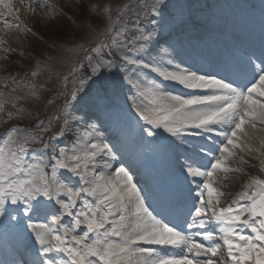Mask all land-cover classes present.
Returning a JSON list of instances; mask_svg holds the SVG:
<instances>
[{
    "label": "snow or ice",
    "instance_id": "snow-or-ice-1",
    "mask_svg": "<svg viewBox=\"0 0 264 264\" xmlns=\"http://www.w3.org/2000/svg\"><path fill=\"white\" fill-rule=\"evenodd\" d=\"M168 7L0 0V59L34 60L31 81L0 76V124H10L0 134V226L31 230L39 244L31 264H264V41L212 70L184 66L170 39L152 48ZM38 9L48 36L21 19ZM13 31L46 47H13ZM42 68L51 86L36 81ZM121 98L133 128L151 138L135 156L113 119ZM153 141L175 154V182L144 178ZM233 161L259 172L235 194L230 176L246 170Z\"/></svg>",
    "mask_w": 264,
    "mask_h": 264
},
{
    "label": "bare ground",
    "instance_id": "bare-ground-1",
    "mask_svg": "<svg viewBox=\"0 0 264 264\" xmlns=\"http://www.w3.org/2000/svg\"><path fill=\"white\" fill-rule=\"evenodd\" d=\"M176 1V5L178 6L177 10L180 14H183L186 11L185 6L181 5L180 0ZM204 1L206 3L209 2V5L213 4L215 7L219 4L218 0ZM205 2H196L198 11L203 10L202 8ZM14 4L18 6V0H14ZM249 4L256 6V10L250 7H243V11H241V7L235 10H223L217 14L213 13L210 14L209 17L199 14V18L204 17L202 21H204L206 25H209L218 35H221V38L217 39L213 34H210V43L206 46L207 48L201 47L204 52L207 51L206 55L204 54L202 58L195 49L191 51L192 59L183 55L180 56L178 47H176L178 53L176 62H183L184 66L189 65L193 68L199 67L204 70H212L217 67V63H224L223 59H221V55L227 57L228 62H236L254 48H259L257 46V41H264V0H249ZM167 25H169L172 31L168 35L165 34L169 37L175 30V34L180 32L179 30L182 26L184 27L185 24L177 22V24L174 25L172 23H168ZM221 32L228 35L222 36ZM193 34L196 33H191V35ZM216 44L218 46L217 48L215 46ZM169 90L171 89L169 88ZM182 90L186 92L190 91L182 87L173 89V91L176 92H182ZM116 125L121 130V135L126 141L127 150L130 155L135 156L141 151L148 150L147 139L139 135L138 129H134L133 126L130 127V125L125 123ZM141 171L144 178L150 182L154 179L164 183L175 182L178 172V161L175 159L174 153L166 151V153L163 154V152L159 151L158 145L152 143L150 155L147 160L143 162ZM150 173H152L151 177H149ZM167 174L170 175V178L167 177ZM13 246H15L14 249H12ZM17 247L22 254H19ZM5 248L7 249L5 252L10 259V262L7 261V264H14V261L20 259L21 256L31 264V260L36 255L35 250L39 247L28 239L24 241H21V239L14 240L13 235L8 232L5 236H0V261H4L3 252Z\"/></svg>",
    "mask_w": 264,
    "mask_h": 264
},
{
    "label": "rangeland",
    "instance_id": "rangeland-1",
    "mask_svg": "<svg viewBox=\"0 0 264 264\" xmlns=\"http://www.w3.org/2000/svg\"><path fill=\"white\" fill-rule=\"evenodd\" d=\"M180 1L182 2V4L186 5L190 1H192V3H193V2H196L197 0H180ZM223 1L230 3L229 2L230 0H223ZM231 1L232 2L230 3L231 4L230 9H232V10H233V7H232L233 5H234V7L241 8L242 5H246V2H249V0H231ZM58 2H63V0H58ZM100 2L103 3V2H105V0H100ZM112 2L115 4V3H118V2H122V0H112ZM138 2L141 3V4H143V3H152L153 0H138ZM176 2H177L176 0H167V3L169 5V7H168V9L165 10V13H164L165 20L161 22L162 25H163L162 36L164 35L165 31L168 29V25L167 24L171 23L169 21V19H168V13L169 12H173V13H176L180 17V15L178 14V11H177ZM221 2L219 1V4L223 5V3H221ZM194 9H195V6L189 8L188 10L191 11V10H194ZM39 13H40V10L38 9L36 16L29 17L26 14H23L21 16V19L29 27H33V29L35 31L39 32L40 34H42L44 36H48V35H50L52 33V28L51 27H48V28L44 27L43 22L41 21ZM192 13L196 14V12H192ZM131 20L133 22H135V17L133 16L131 18ZM195 23L196 22H193L192 20H190V21H188V24L186 25V27H188L190 29V27H192ZM141 24H142L143 27H145L148 30H151L152 27H153V25L150 24L147 20H142ZM175 24H177V23H175ZM207 27H208V25H207ZM195 28H198V26L195 25ZM202 33L200 34L199 38H197V41H200V43H204L205 40L208 38L206 35H203ZM16 35H17V33H15L14 31L11 32V33H7L9 41H10V43H12L13 47H17V46L22 47L26 53L27 52H33V51H39L42 48L46 47V45H43L41 42L37 41L32 36H28L27 38H24L23 36H21V40H17L15 38ZM158 40H159L158 44L154 43L152 45L153 51H157L161 47H167L168 46L167 43H166V40H168V38L166 39L163 36V38H158ZM21 41H23V43H21ZM176 42H179V40L176 41ZM181 52L186 53V52L183 51V49H182ZM69 56H71V54H69ZM17 61H20V62L17 63ZM5 64L7 65L6 68L3 67V65H5ZM29 65H31V67ZM33 67H34V60H33L32 57H27V56L26 57H21L20 55H18L16 53H13L10 56L8 61L0 59V76L7 75L9 73H18L19 74L17 76L18 80L23 78L26 81H31L32 78L30 76L25 77V73L31 71L33 69ZM48 71H49V69L42 68L41 69V75L38 78H36V81L38 83L48 84V86H51V82L46 80V73ZM56 71H61V72L67 71V67L58 65L57 68H56ZM145 73L150 75V76H153V77L155 76V73H150L148 70H145ZM165 84H166V86H169V87H172L171 85H175L174 87L177 86L178 88L182 87V86H179L177 84L170 83V82H165ZM11 87H12V85L9 84L8 88L11 89ZM0 89H3V85L2 84H0ZM5 90H7V89H5ZM22 91H27V89H22ZM182 92H186V91L182 90ZM48 95H50V93H45V96H48ZM118 103L121 104V109H122L119 112V116L117 117L118 123H120V124L128 123L130 125L131 124L133 125V122L130 120V117H131L130 111L131 110L129 109L128 104L123 101V98H121L118 101ZM12 123H22V122L13 121ZM9 127H10L9 123L1 124L0 125V134L4 133L7 130V128H9ZM147 139L149 141L151 138H147ZM152 143L158 145V149L160 150V152H161V150H163V149H161L160 145L157 142L153 141ZM250 160H251V164H257L258 163L254 158H250ZM232 164L234 166L244 167L245 170H246L245 174H237V175H231L230 176V179H231L232 183L228 184L227 188H228V191L230 193L235 194L236 192L241 190L242 185L247 181L249 175H257V174H259V172H258V168H252V167H248L246 165H236L235 161H233ZM230 199H232L231 195L225 196L222 199V201H221V206H225L229 202ZM65 221L67 222V218H65ZM8 231L9 232H14L15 235H17L19 237L21 235L22 236L21 239H27L28 238L31 241L33 240L35 245L37 247H39V244H38V242L35 241L34 234L31 232L30 229H28L26 227L23 228V229H17V228H12V227H9V228L5 229L4 227L0 226V234L1 235L7 233ZM4 259H6V257H4Z\"/></svg>",
    "mask_w": 264,
    "mask_h": 264
}]
</instances>
